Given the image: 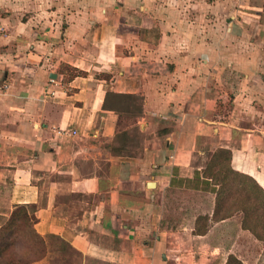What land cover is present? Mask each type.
Segmentation results:
<instances>
[{
  "label": "crops",
  "instance_id": "crops-1",
  "mask_svg": "<svg viewBox=\"0 0 264 264\" xmlns=\"http://www.w3.org/2000/svg\"><path fill=\"white\" fill-rule=\"evenodd\" d=\"M198 3L220 9L187 28L140 7L50 42L0 15V226L34 214L46 252L31 264L235 256L217 239L237 215L211 219L203 169L225 149L264 189V0Z\"/></svg>",
  "mask_w": 264,
  "mask_h": 264
},
{
  "label": "rangeland",
  "instance_id": "rangeland-1",
  "mask_svg": "<svg viewBox=\"0 0 264 264\" xmlns=\"http://www.w3.org/2000/svg\"><path fill=\"white\" fill-rule=\"evenodd\" d=\"M206 5L198 3V0H0V15L7 18L14 16L15 20L25 22L27 26H30L35 36L50 42L55 38L71 34L70 29L84 27L87 23L92 25L95 20L110 24L114 21V15L118 16L117 13L139 10L140 7L143 10L148 8L155 12H174V22H178L177 13L181 12L185 16L181 19L185 18V27L188 28V26L191 27L190 23L193 21L191 17L194 12L199 15L206 11L210 13L211 10L220 9L218 5L217 7L211 4V7ZM199 22L204 27L208 20L203 17L199 19ZM65 29H68L69 33L65 32ZM232 100L228 98L226 102L231 103ZM227 110L228 106L223 111ZM228 114L231 115L230 117H235L229 112L225 113V116ZM234 215L239 216L241 222V213L237 212ZM237 217L230 221L231 227L223 228L224 232H229L228 235H222L219 241L217 239L218 245L224 246L225 249L227 247L226 251L230 250L243 264H264V243L256 239L249 231H241L234 226L233 222L235 223ZM208 221L202 217L197 221V225L203 227L208 225ZM212 242L214 243L215 239ZM208 258L203 257L198 262L209 264ZM222 258L223 254L218 255L213 264H220Z\"/></svg>",
  "mask_w": 264,
  "mask_h": 264
},
{
  "label": "trees",
  "instance_id": "trees-1",
  "mask_svg": "<svg viewBox=\"0 0 264 264\" xmlns=\"http://www.w3.org/2000/svg\"><path fill=\"white\" fill-rule=\"evenodd\" d=\"M229 163L230 152L219 149L203 169V175L218 187L211 219L218 221L240 212L241 227L264 243V189L252 177L233 170ZM202 217L208 219L206 215L196 218L197 234L207 229V225H197ZM35 221L34 214L24 205L11 211L0 226V264H31L45 255V242L34 228ZM225 264L243 263L229 255Z\"/></svg>",
  "mask_w": 264,
  "mask_h": 264
}]
</instances>
